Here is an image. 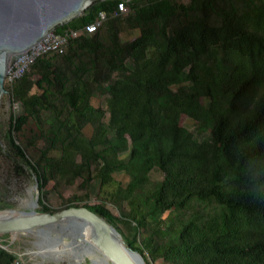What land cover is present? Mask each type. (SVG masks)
Instances as JSON below:
<instances>
[{"label":"trees","instance_id":"obj_1","mask_svg":"<svg viewBox=\"0 0 264 264\" xmlns=\"http://www.w3.org/2000/svg\"><path fill=\"white\" fill-rule=\"evenodd\" d=\"M118 1H96L86 13L54 31L81 27L101 10L108 14L104 22L111 20L109 14ZM128 3L144 24L154 16L166 21L185 10L195 18L170 34L161 30L162 41L156 49H151L155 43L147 35L130 43L127 50L133 69L110 90V124L117 137L125 134L131 139L132 157L161 172L152 194L155 207L184 208L196 198L210 199L219 209L200 225L175 222L167 243L153 245L149 253L171 264H264V0ZM212 19L219 23H211ZM40 59L32 66L39 65ZM170 62L188 65L190 85L169 89L178 82ZM30 87V81L22 76L16 91L25 106L41 100L27 95ZM213 88L220 92L213 95ZM199 93L213 100L207 115L215 119L209 144L196 145L179 120L194 112ZM9 123L14 124L12 115ZM11 144L25 159L21 147ZM72 149L88 151L81 142ZM30 167L38 180L41 205V176L37 168ZM128 170L134 173L136 167L130 165ZM85 207L116 227V217L106 208ZM40 210L46 211L45 206ZM124 239L146 262L143 251ZM12 259L13 255L0 247V264Z\"/></svg>","mask_w":264,"mask_h":264},{"label":"rangeland","instance_id":"obj_2","mask_svg":"<svg viewBox=\"0 0 264 264\" xmlns=\"http://www.w3.org/2000/svg\"><path fill=\"white\" fill-rule=\"evenodd\" d=\"M180 1L187 4V0ZM125 2L127 12L104 22L96 34L71 41L61 53L46 54L39 65L28 69L24 76L31 87L26 93L40 96L38 102L25 106L16 91L19 81L4 82L7 93L0 99V143L6 153L0 149V208L24 210L23 200L34 182L23 165L27 160L41 176V205L46 211L93 205L106 208L116 217L122 237L143 251L146 264H171L151 255L149 249L167 243L175 222L200 225L219 209L210 199L196 198L184 208L155 207L152 194L162 174L131 156L128 136H116L107 99L111 88L123 80L122 75L133 69L127 50L130 43L147 35L155 43L151 49H156L162 41L161 30L170 34L195 15L185 10L166 21L154 16L146 25L136 18L128 0ZM169 68L178 77L170 90L190 85L188 65L170 62ZM217 92L212 89L213 95ZM212 104L210 96L199 93L194 112L179 120L196 145L209 144L215 116H208L207 110ZM11 141L21 147L25 159L17 155ZM79 142L88 151L73 150ZM130 165L136 167L134 173L129 172ZM71 241L53 235L0 236V246L13 255V264H104V259Z\"/></svg>","mask_w":264,"mask_h":264},{"label":"water","instance_id":"obj_3","mask_svg":"<svg viewBox=\"0 0 264 264\" xmlns=\"http://www.w3.org/2000/svg\"><path fill=\"white\" fill-rule=\"evenodd\" d=\"M96 1L103 0H0V99L7 93V66L46 33L82 15ZM0 149L4 152L1 143ZM23 165L34 179L29 203L24 210L0 208V236L34 230L40 235L67 237L113 264H146L112 223L85 206L38 210V180L30 165Z\"/></svg>","mask_w":264,"mask_h":264},{"label":"built area","instance_id":"obj_4","mask_svg":"<svg viewBox=\"0 0 264 264\" xmlns=\"http://www.w3.org/2000/svg\"><path fill=\"white\" fill-rule=\"evenodd\" d=\"M127 12L125 0H120L116 3V7L109 14L111 17H116ZM108 14L105 11H98L95 18L77 28H65L60 32L54 30L46 33L36 43L24 50L20 57L12 61L6 69L4 82H17L26 74L37 58L43 57L49 53H61L68 42L78 38L81 35L94 34L102 26L107 19ZM14 108L17 106L13 105ZM9 264H13L10 262Z\"/></svg>","mask_w":264,"mask_h":264},{"label":"bare ground","instance_id":"obj_5","mask_svg":"<svg viewBox=\"0 0 264 264\" xmlns=\"http://www.w3.org/2000/svg\"><path fill=\"white\" fill-rule=\"evenodd\" d=\"M31 191H32V189H31V187L30 188H28L27 189V195H26V197L24 198V200H23V207H25V206H27L28 205V203H29V198H30V195H31ZM19 234H23V235H28V234H33V235H36V236H40V234H36L35 233V231L34 230H31V232H22V233H19ZM49 236V235H48ZM72 242V241H71ZM74 245H76V246H78L76 243H73ZM78 247H80V245L78 246ZM81 248V247H80ZM82 249V248H81ZM90 254V253H89ZM105 260V259H104ZM104 264H113V263H110L109 261H104L103 262Z\"/></svg>","mask_w":264,"mask_h":264}]
</instances>
